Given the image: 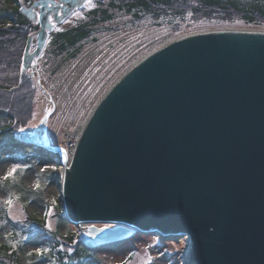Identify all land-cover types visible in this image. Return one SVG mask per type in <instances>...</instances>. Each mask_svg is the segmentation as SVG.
<instances>
[{
    "label": "water",
    "instance_id": "obj_1",
    "mask_svg": "<svg viewBox=\"0 0 264 264\" xmlns=\"http://www.w3.org/2000/svg\"><path fill=\"white\" fill-rule=\"evenodd\" d=\"M87 1L20 8L39 24L23 69ZM62 200L67 223L89 224V250L154 232L187 237L183 264H264V30L187 33L125 71L83 125Z\"/></svg>",
    "mask_w": 264,
    "mask_h": 264
},
{
    "label": "rangeland",
    "instance_id": "obj_2",
    "mask_svg": "<svg viewBox=\"0 0 264 264\" xmlns=\"http://www.w3.org/2000/svg\"><path fill=\"white\" fill-rule=\"evenodd\" d=\"M34 1L0 0V25L13 21V5L29 7ZM97 1H87L80 10L56 24L51 35L81 21L89 9L99 5ZM100 1L104 5L108 2ZM220 22L219 16L193 19L189 12L183 18L160 12L157 17L147 15L133 19L121 11H114L113 18L94 29L75 56L58 60L53 57L50 46L44 47L41 55L33 61L36 71L27 69L23 73L31 77L34 88L30 118L23 127H15L13 132L15 136L22 132L31 133L47 116L43 140L30 137L32 145L22 144L21 148L5 146L0 153V212L6 213L11 221L20 223L16 235L23 250L19 264H54L48 252L41 256L36 254L38 249H47L54 236L60 237V241L66 240L63 237L73 239L66 242L69 245H65L66 249L81 246L79 228L57 219L56 209L63 210L55 184L61 170L50 148L64 147L70 152L73 139L67 134L82 127L99 99L129 67L170 38L216 28L264 30V24L245 26L238 17H234L230 24ZM37 28V24H32V30L28 32L32 44L30 51ZM8 47L0 54V84L5 86L20 81L21 77L23 45L16 43ZM8 123V118L0 119V127ZM13 167L16 172L5 179ZM8 200H11L10 205L6 203ZM49 210L51 214L45 216ZM32 217L43 218V227L32 223ZM7 236L6 228H0V245L9 238ZM185 246L184 238L176 240V237L158 236L154 232L138 233L118 245L90 250V257L83 264H182Z\"/></svg>",
    "mask_w": 264,
    "mask_h": 264
},
{
    "label": "trees",
    "instance_id": "obj_3",
    "mask_svg": "<svg viewBox=\"0 0 264 264\" xmlns=\"http://www.w3.org/2000/svg\"><path fill=\"white\" fill-rule=\"evenodd\" d=\"M23 1L28 2L29 0ZM97 2L99 5L89 9L81 21L70 27L62 28L49 37L46 45L50 46L53 57L62 60L75 56L94 29L113 18L114 11H121L133 19L147 15L157 17L160 12L168 13L169 16L176 14L183 18L189 12L193 19L219 16L220 24H230L234 17H238L245 26L264 24V0H108L105 5L100 0ZM12 8L13 21L0 25V54L5 53L9 45L21 43L24 46L28 32L32 30V23L20 13L17 5H13ZM16 85L18 81L8 86L0 84V119H9L7 125L3 124L0 127V137L2 136L0 153L5 146L22 147V143L13 134L14 128L23 127L30 118L34 100L31 77L22 75L18 87L12 89ZM55 212L58 221L63 220L60 211L56 209ZM31 220L40 228L43 227L42 219L32 217ZM19 225V222L11 221L6 213L0 212V228H6V232L9 233L7 236L9 238L0 245V264L20 263L23 250L16 238L20 230ZM56 229L58 227L54 229L55 232ZM63 238L66 239L63 240L64 242L60 241V237L55 238L54 236L53 241L48 244L47 252L54 264H83L90 257L91 252L83 246L66 249L65 245L69 247L66 242H71L73 239ZM13 242H16L15 245L12 244Z\"/></svg>",
    "mask_w": 264,
    "mask_h": 264
},
{
    "label": "bare ground",
    "instance_id": "obj_4",
    "mask_svg": "<svg viewBox=\"0 0 264 264\" xmlns=\"http://www.w3.org/2000/svg\"><path fill=\"white\" fill-rule=\"evenodd\" d=\"M175 37H173V38H175ZM173 38H170L169 40H172ZM169 40H167L165 42H168ZM153 50H151L150 52H152ZM80 130H81V128L78 129L77 132H69L67 134L70 139H73L72 143L69 145V151L70 152H67V150L64 147H54V151H53L54 159H55V162H57L59 164L60 170H61V174L59 176V179H57L55 181V184H56L57 191L59 192L61 198H62L64 180L66 178V173L69 170L71 160L73 157L72 151L75 150V140L77 139V136L79 135ZM43 134H44V131H39V130H33L31 133H29L30 137L36 138L39 141L43 140V138H42ZM77 227L81 230L86 229L88 227V223L78 222ZM186 238L184 237V239H186ZM183 252H184V250H183Z\"/></svg>",
    "mask_w": 264,
    "mask_h": 264
},
{
    "label": "snow or ice",
    "instance_id": "obj_5",
    "mask_svg": "<svg viewBox=\"0 0 264 264\" xmlns=\"http://www.w3.org/2000/svg\"><path fill=\"white\" fill-rule=\"evenodd\" d=\"M15 172H16V168L13 167L12 169H10V170L6 173V175H5V179H7L9 176H12L13 173H15ZM37 187H38V185H37ZM6 203H8V204L10 205V204H11V200L6 201ZM50 214H51V212H50V210H49V212H46V213H45V216H48V215H50ZM46 226H47V225H46ZM47 251H48L47 249H38L36 254H37V256H41V255L45 254ZM30 255H31V254H30Z\"/></svg>",
    "mask_w": 264,
    "mask_h": 264
}]
</instances>
